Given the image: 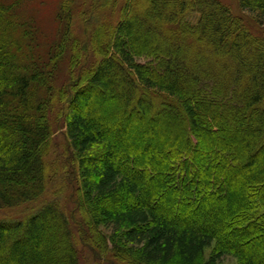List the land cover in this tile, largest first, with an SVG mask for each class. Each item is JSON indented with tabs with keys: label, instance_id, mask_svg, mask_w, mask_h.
I'll return each instance as SVG.
<instances>
[{
	"label": "trees",
	"instance_id": "1",
	"mask_svg": "<svg viewBox=\"0 0 264 264\" xmlns=\"http://www.w3.org/2000/svg\"><path fill=\"white\" fill-rule=\"evenodd\" d=\"M31 1L0 0V264H81L79 246L95 264H264V0H238L254 26L220 0H64L52 38ZM133 118L165 126L122 139ZM59 128L79 238L52 189Z\"/></svg>",
	"mask_w": 264,
	"mask_h": 264
},
{
	"label": "rangeland",
	"instance_id": "2",
	"mask_svg": "<svg viewBox=\"0 0 264 264\" xmlns=\"http://www.w3.org/2000/svg\"><path fill=\"white\" fill-rule=\"evenodd\" d=\"M63 1L64 0H32L30 5L28 4L27 7L26 6L24 7V10H25L27 15H28V12H29V14H31V13L33 14L32 17H34L36 19L37 24H38L37 26H38V29H40V35H42V37L46 35V36L52 38L53 35L55 34V32L57 34V31L59 30V23L57 20L58 19L57 15L59 13L60 6L63 3ZM100 1L101 2L107 1V3H105L106 6H104V7L109 6L108 8H110L112 0H100ZM220 1H222L224 4L229 6L235 14L241 15L243 18H245L246 21L249 23L248 25H250V26L255 25V22L253 21V19H254L253 16L248 11H243L240 8L238 0H220ZM104 7L101 5L98 6L99 9H103ZM119 7H120V5H119ZM98 8H97V10H99ZM92 14H95V13L92 11ZM99 15L101 16L100 17L101 19L105 18V21H106V18H107V20H108V17H107L108 11L100 12ZM82 26L84 27V25H82ZM82 26H81L80 30H82ZM260 27L264 28V21L260 24ZM253 31L258 32L256 30H253ZM100 35L101 36L98 37L102 41V43L101 42L100 43L104 44V42H106V36L103 33H101ZM46 36H45V38H46ZM92 59L93 58L91 57L90 60L93 61ZM65 69H66V67H65ZM89 94H92V92H90V90L85 88V87L82 88L81 90H78L77 95H79L80 97H79L77 103H79L80 105L84 104V100L86 99V97ZM104 95H102L101 97L99 96L100 98L97 96V98L95 100H93V103L96 104V103H100L101 101L103 103H106V102H110L112 104L119 103L118 101H116L117 98H115V96H112L110 94H104ZM86 105L87 104H85V106ZM89 107H90V105L87 106L86 109L89 111V112L87 111L88 116L91 117L92 113H91ZM103 112L105 113V110ZM57 119H58V123L61 122L60 121L61 118L59 120V117L57 116ZM132 121L134 123V126L130 130L132 133L131 134L129 133L130 135H126L125 137H123L125 134H123L121 132V138L122 139H124L126 137L130 138L132 134H134V135L138 134V135L143 136L147 141H149L150 139L154 138L153 134L152 135L150 134V131H152V132L154 131V133L155 134L157 133V135L159 136V135H161V131L159 128H161L162 126H165V123H162L163 125H160L159 121L155 122V124L151 123L147 118H133ZM56 122H57V120H56ZM166 123L168 124V126H166V127H168L170 130L174 129V127L171 125L170 121L167 120ZM58 130L59 131L55 134L53 150H52L51 155H50V159H51L50 162L53 163V167L57 171V175L55 176L57 178L55 179L56 181L54 182L55 186L52 187V189L56 190V192L58 191V193L55 195H57V197L60 201L65 203V210H66L68 216L70 217L71 221L73 222V226H75L74 227L75 234L79 238V236H81L83 233V229H82L83 227L81 225L78 226L80 219L77 217L78 215L76 216L77 213H75V215H73V212H74L73 210L75 209V206L72 204L73 201L71 198V196H72L71 187L69 184H67V182L65 183L63 180V176L65 175L64 173L67 172V168L65 170V167H66L65 162H67L66 161V155H67L66 153H68V151H66L67 150V143H66L65 136L62 134L63 128H59ZM134 149H137V147H134ZM122 162H125V161L123 160ZM71 181H73V180H71ZM52 192H53V190H51L49 192L48 197H50V195L53 194ZM213 206L215 207V205H213ZM217 211L218 210L215 211V209H212V211L207 210V212L204 210L203 219H202V217L198 218V219L195 218L196 219L195 222L197 224L201 223L202 221H203V223L209 222L210 223L209 228H211L213 224H216L215 221H216L217 214H218ZM76 226H77V228H76ZM79 247H80L79 251L81 254V258H82L81 264H95V263H97L98 259L92 250H90L84 246H79ZM246 247L249 248V245H247ZM210 250H208L206 252L207 258L209 257V254L211 252ZM220 264H237V259L233 256L228 255V256L223 257L220 260Z\"/></svg>",
	"mask_w": 264,
	"mask_h": 264
}]
</instances>
